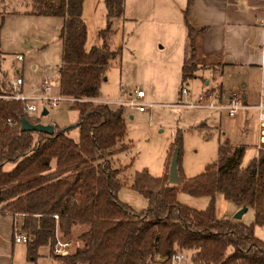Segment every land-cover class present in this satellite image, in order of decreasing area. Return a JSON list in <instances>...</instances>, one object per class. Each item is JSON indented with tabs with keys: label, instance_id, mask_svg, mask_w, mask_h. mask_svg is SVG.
Returning a JSON list of instances; mask_svg holds the SVG:
<instances>
[{
	"label": "trees",
	"instance_id": "obj_1",
	"mask_svg": "<svg viewBox=\"0 0 264 264\" xmlns=\"http://www.w3.org/2000/svg\"><path fill=\"white\" fill-rule=\"evenodd\" d=\"M24 1L32 8L29 14L64 21L59 93L75 99L71 109L78 114L74 126L55 125L53 135L23 132L22 120L40 124L42 114L29 117L22 102L0 99V215L23 218L21 232L30 238L27 247L33 260L42 247L50 246L52 258L61 264H155L158 256L165 258L163 264H171L176 253L190 257L191 264H264V241L254 232L255 226H264V148L244 168L247 147L226 140L219 146L218 160L201 175L187 179L180 167L183 135L179 132L168 161L181 146L180 184H170L168 172L162 177L137 173L132 188L150 206L145 212H135L118 198L123 186L121 170L110 161L126 149L125 110L93 102L102 97L101 87L114 55L98 47L87 50L88 30L82 18L85 0ZM192 5L189 0L186 19ZM106 7L108 17L119 18L125 0H106ZM187 30L184 83L197 78L201 68L196 63L198 41L205 33L189 24ZM221 78L215 74L212 80L211 92L218 97L223 96ZM0 93H7V84L1 81ZM74 129L79 131L78 140L70 136ZM181 191L213 200L222 194L240 209L253 208L255 225L220 220L214 208L198 211L182 205L178 201ZM76 227L84 231L75 241V251L55 255L57 237L73 243Z\"/></svg>",
	"mask_w": 264,
	"mask_h": 264
},
{
	"label": "crops",
	"instance_id": "obj_2",
	"mask_svg": "<svg viewBox=\"0 0 264 264\" xmlns=\"http://www.w3.org/2000/svg\"><path fill=\"white\" fill-rule=\"evenodd\" d=\"M188 1L125 0L124 14L110 18L106 0H85L82 18L88 30L86 48L98 47L103 53L107 50L114 55L111 59H116L123 50L120 40L124 39L125 31L145 25L146 38L149 41L153 39L163 50L173 46L178 57L175 61L183 66L189 24L195 30H205L198 41L199 57L214 65L197 72L196 79L205 87L200 100L212 89L213 76L218 68V75L222 76V95L238 92L249 106L264 103V0H193L186 19ZM31 12L32 8L26 2L0 0L1 69L2 64L10 60L8 65H13L16 70L12 79L6 70L3 71L4 82L8 84L21 76L26 88H40L47 79L59 93V67L63 56L60 34L64 21L60 17L31 15ZM103 23H107L108 29L102 28ZM92 29L98 34L96 42H91ZM147 51L150 52L149 47ZM18 55H22L24 60L19 61ZM241 112L245 117L253 113L258 123L257 110L240 111L235 117ZM256 148L259 152L264 145L259 142ZM23 224L21 216L0 215V264H15L16 259H24L23 254L17 251L19 244L15 242V235L21 232ZM164 261L165 258L158 256L155 264H163Z\"/></svg>",
	"mask_w": 264,
	"mask_h": 264
},
{
	"label": "rangeland",
	"instance_id": "obj_3",
	"mask_svg": "<svg viewBox=\"0 0 264 264\" xmlns=\"http://www.w3.org/2000/svg\"><path fill=\"white\" fill-rule=\"evenodd\" d=\"M10 1L26 2L24 0ZM101 25L104 30L108 29L107 23ZM144 27L145 25H140L136 30L129 28L125 31L124 39L121 38L124 41L121 43L120 40V46L123 49L121 55L110 60L107 80L101 87V96L106 101L122 102L125 101L124 99L130 101L135 99V90L142 89L147 95L142 103L153 105L145 112L124 108L126 136L123 144L126 149L118 151L110 158L113 168L121 170L119 178L123 186L119 190L118 198L137 213L145 212L150 206L149 201L132 188L137 173L148 172L153 177H162L169 173L171 165V160L170 163L168 161L169 154L179 132L183 135L180 167L187 179L201 175L207 166L215 163L219 157V146L226 140L237 147L246 145L243 167H247L259 153L256 148L259 143V123L253 113L248 118L245 117L244 112H241L234 118L227 113L217 114L214 111L177 107L179 104L198 103L202 90L205 88L203 82L192 79L184 83L183 66L175 61L178 57L173 46H168L164 50L160 49V44L146 38ZM97 36L98 34L92 29L91 42H96ZM148 47L150 52L147 51ZM2 60L3 57L0 56V81L5 83L6 77L3 71L6 70L12 79L16 70L13 65L11 67L8 65L10 60L4 62L1 69ZM196 63L200 65V69L214 66L200 57ZM216 71L215 74L218 76L220 70L217 68ZM183 88L189 91V96L181 94ZM207 93L212 94L211 90L205 94ZM53 94L56 95L57 92L54 91ZM102 98L97 100L102 101ZM48 111L49 115L42 118V124H56L59 128H66L74 126L78 121V114L71 109L70 105H62L59 109ZM70 136L78 140V129H74ZM9 169L8 166L5 168V170ZM178 201L198 211L214 208L220 220L233 221L241 210L238 205L227 200L222 194H217L213 200L210 197H193L181 191L178 194ZM255 221L256 213L253 208H248L242 219L238 220L239 223L247 226L255 225ZM20 225L21 220L18 223L19 227ZM83 231L84 227L75 228L70 254L75 251V241ZM254 232L258 239L264 241V226H255ZM17 249L20 255L23 254L24 259L22 261L16 259L15 264H61L52 258L50 246L42 247L35 261L30 256L27 245L19 244ZM186 257L191 264L190 257Z\"/></svg>",
	"mask_w": 264,
	"mask_h": 264
},
{
	"label": "built area",
	"instance_id": "obj_4",
	"mask_svg": "<svg viewBox=\"0 0 264 264\" xmlns=\"http://www.w3.org/2000/svg\"><path fill=\"white\" fill-rule=\"evenodd\" d=\"M264 26V23H263ZM17 59L23 61L24 57L18 55ZM54 93L53 84L45 79L40 88L38 87H25V80L23 77L18 76L14 81L7 84V93H0V99H10L20 101L24 104L23 111L32 118H38L41 116L44 110L59 109L62 105H72L75 99L62 96L60 93L56 95ZM182 95L189 96V91L183 88ZM146 94L144 91L137 90L135 92V99L130 101L112 102V101H100L93 100L94 103L116 105L126 108L128 110H138L145 112L148 107L153 105L143 104ZM177 106V105H176ZM177 107H186L192 109H200L207 111H214L217 114L227 113L230 117H235L240 111L255 109L258 111V123H259V142L264 145V103H259L256 106H249L245 103V100L238 92L230 93L229 95L218 97L214 94H205L203 100H199L198 103L179 104ZM9 124L15 125V122L9 120ZM58 219V217H55ZM30 238L28 235L17 232L15 235V242L18 244L28 245ZM73 248L71 241H63L60 237H57V241L54 247V253L57 256H67L70 254ZM171 264H190L187 261V257L184 254L176 253L171 258Z\"/></svg>",
	"mask_w": 264,
	"mask_h": 264
},
{
	"label": "water",
	"instance_id": "obj_5",
	"mask_svg": "<svg viewBox=\"0 0 264 264\" xmlns=\"http://www.w3.org/2000/svg\"><path fill=\"white\" fill-rule=\"evenodd\" d=\"M107 78L104 79L106 81ZM48 111L44 110L42 116H47ZM21 130L23 132H38L44 133L47 135H53L55 133V125L53 124H31L27 120H22L21 123ZM180 150L181 146H177L173 156L172 161L169 169V183L172 185H179L180 184V176L178 172V165H179V157H180ZM248 211L247 207L242 208L239 213L236 215L235 220H241L243 215Z\"/></svg>",
	"mask_w": 264,
	"mask_h": 264
}]
</instances>
